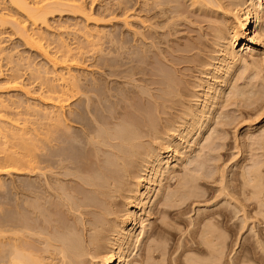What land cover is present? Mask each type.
I'll return each instance as SVG.
<instances>
[{
  "label": "rangeland",
  "instance_id": "rangeland-1",
  "mask_svg": "<svg viewBox=\"0 0 264 264\" xmlns=\"http://www.w3.org/2000/svg\"><path fill=\"white\" fill-rule=\"evenodd\" d=\"M170 1H174L172 2V4H170V8L168 6L163 8L162 6L155 8L151 0H93V2H91V0H85V6L88 11L87 15L90 13L92 14L90 18L96 21L95 25L97 26L93 25L94 22L90 20L85 22L78 14L73 15L71 13H64L65 15H62L63 13H54L53 16H47L48 18L45 25L36 27L38 29L36 30V32L42 33L43 35H45V37H47V39H49H42L41 43L46 46L50 42V44L48 45V50L50 52H55L54 50L56 47L54 46L55 44L57 45V39H61L64 43L68 44L70 48L81 46L82 48L79 49V54H74L78 58V60L80 59V62L77 64V67H71V73L75 74L76 72V75L79 74L83 77L86 76V79H88V81H92L91 83L93 87L96 89L98 88L97 90H100L101 88H103V86L105 87L106 84H110V88H112V86L115 88V85L119 83L116 88L118 89L120 87L119 90H115L114 92L109 91L111 94H113V96H115L114 94H116V92V95H119V93L121 94L120 89H123L121 87H125L123 84L124 82L120 84L121 79L116 80L115 78V80H112L113 78L110 77H105L104 81L102 76H97L99 74H97L98 71L96 72V70L100 69L99 65L102 64H111L110 66L112 67L113 63L107 62L110 59V61L114 59L115 61L118 60L116 61V64L118 62L120 63L118 64L119 68H132V65H134V63L137 67L141 66L139 62L141 56V54H139V50L143 48L141 43L143 40L142 34H145L146 32L147 33L145 35L149 34V42L152 48L150 55L154 60V64L152 65V67L155 70L162 68V70L165 72L166 69H168V67L164 65L162 66V64L158 61L159 58H157L154 53H158L159 50L156 51L155 47L156 49L158 48L160 50H167L164 43L167 41H175L177 42V45L175 44V42H173L171 48L176 45L175 48H181L185 51L188 50V53H186L187 57H185L186 61L183 60V62H185L179 66L181 68L183 67L182 69H184L182 70L180 68V74L177 72L174 77L172 75V72H170V69L166 71L170 76L174 77L175 80L178 79L176 81H179V83L181 82L180 88H182L183 86V89L180 90V93L177 94V97H179H176L177 104L174 103V106H171L172 109L166 110L170 111L166 113L167 115H161L163 119L160 116L150 117L149 122L151 126H148L146 128H143L141 125H139L140 120L137 117H132L130 119L131 122L133 121V125H138V130L140 132H137V129L136 131H134L136 134L138 133L137 135H135L139 140H136V142L134 143L135 147L133 146V150L135 152L137 151L138 154L136 155L138 156H136V159L135 156H133V158L131 157L132 160H135L137 162H132L134 163V166L136 165V175L133 174L135 175L133 176V178L135 177L134 179H138L139 181L134 182L133 178L129 179L131 181H128L129 183L127 182V184L125 183V185L128 187L124 188H122V184V187L120 188H122L123 190L120 189L119 192L123 194V192L125 191V193L127 194H123L122 196V194L120 195L119 193V197L129 196L128 192L130 195L134 194L135 184L143 180V178H145L146 176H149L152 164H155L153 162L154 158L152 156H154L156 152L160 153L161 157H164L166 155H169L171 150L175 149L176 147H180L179 149L183 153L182 157H184L182 158V160L180 158L179 161H174L175 163L172 162L170 164V169H168L169 172L167 171V173H165L166 175L161 180V186L159 187L157 193L158 199L156 198L153 203L151 202L152 205L150 206V209H146V212L149 211V214L151 215L146 212L138 213V215L141 214L140 217L144 219L142 220V223H144L143 225L149 226L150 224L149 227L147 226L144 228V231H147L148 234V228H150L154 229L153 231H155V233L153 239L152 237L146 238V232H144V234L142 235L140 234L141 236L138 235L136 244L133 243V245L129 247L128 252H126L127 259L129 261H127L126 264H210V262L214 263V261L216 260L218 264H264V188H261V191L259 188L262 186L264 187L263 43H258L256 45L257 52L255 53V56H257H253L252 59L240 54L242 55V60L239 61L240 63L237 62L235 64L236 66H233L226 78L224 76L221 77V75H219V78V76L216 74V71L223 68L224 65L220 56V50H222L223 46L225 45V43L223 45V42L226 41H221L224 40L222 36L224 35L225 31H227L229 34V32L232 31V28H238V24L234 25L237 22L232 18L234 15L240 16V14L242 15L246 13L252 0ZM234 2L235 5H233ZM253 2H255V0H253ZM261 2H263V0H261ZM143 4H145V6ZM117 5L119 6V9H117ZM233 6L235 10L233 9ZM124 7L127 8L126 11ZM168 10L170 11L168 12ZM176 10H180L181 12L178 13ZM232 10L233 12H230ZM171 11L173 13L175 11L176 15L172 14ZM0 12L7 13L9 18L8 20L10 21L9 23L5 24L4 29H2V31L4 32L3 37L5 44L4 53L9 55L10 60L12 61V64H10V66H14V64L18 65L19 69L16 73L20 75V81L22 82V86L24 87L23 91H27L29 93V95H25L22 91H15L5 88V86L7 85L6 79L11 74V70L10 66L6 65V61L3 60L1 62L2 67L0 76V100H2L9 106V109L3 113V116L5 118L16 121L21 128H24L23 139L28 141V128L36 127L38 129H41L43 126V121H40V118L36 116L37 111L46 110L49 108V106L42 103L39 98L32 97L31 94H35L36 86L31 85L28 87V85H26L28 84L26 70L30 68L46 69L48 70V72H50L49 76L52 78L55 76V73L51 70L49 63L45 60L44 56L39 53L38 49L36 47H29L28 43L25 42L20 34L16 31L14 27V24L16 23H19V26L24 25L28 28V22L25 21L23 14L11 8L8 3L5 2V0H0ZM164 14H166L167 16ZM123 19H125V21H123ZM243 20L244 16L240 17V21L243 22ZM167 21H170V23ZM263 22L261 23V27L263 26L264 28ZM29 28H32V26H29ZM175 31L176 34L174 33ZM100 35L101 37L98 38V36ZM172 37L174 38V40ZM85 39H90L92 43L90 45H87ZM180 39L183 41H180ZM123 41L125 42V44ZM155 41L156 45L154 44ZM51 42L53 43L51 44ZM184 42L187 43L186 47ZM182 43L184 44V47ZM238 44L240 45L242 43ZM238 44L235 45L237 48L236 50L240 48ZM126 54H128V58L131 57V60L135 57V62L134 60H130L129 62L127 57H123L124 55L126 56ZM188 55L190 58L188 57ZM136 58H138L139 60ZM137 60L139 62V65ZM250 60H254L257 64L251 65L250 67L248 65L250 63ZM257 60H260L261 62L259 61L258 63ZM187 62L188 64H186ZM118 65L116 67H118ZM256 66L259 67L260 70ZM113 67H115V63ZM163 67H166V69ZM132 71L136 72V70ZM61 73H64V71H62ZM257 74H259V76ZM136 75H138L137 72L134 76ZM215 75L216 77H214ZM134 76L133 78H131V81L135 79L137 80L133 81V83H129H132V85L134 84L133 87H136L134 89L140 87L139 90L137 89V91L133 89L137 94H139L142 88V83L139 80L140 75L137 76L139 78ZM138 80L140 82H137ZM222 83H226L227 87L230 89H226V87L223 88V92L220 94L221 97H217L216 99L211 100L214 103H210L212 110L210 109L211 113L209 114L210 116H208V120H206V122H203L201 128L202 130H200L202 132H200V134H192V132H190L191 134L189 133L186 138L180 141V137L184 136L183 131L185 133V131L190 130V128L193 127V122L196 120L195 118L201 110L200 108H202L203 106L201 102L206 97L205 93L208 94L207 91H209L210 85H212L211 87H213V85H216L217 88L220 85L219 88H221L223 86ZM130 84L126 86L129 87L131 86ZM156 92L158 93V91ZM239 94H241V96ZM222 95L224 96L222 97ZM102 100L103 102H106V105H104L108 106L113 113L114 108L109 106L110 104L107 103L108 100ZM109 100L114 101V99L112 98ZM136 100L137 98L134 99V103L138 102ZM134 103L133 105L135 106V108H137V106L140 107L139 102L138 104L136 103L137 105ZM76 105L77 102L75 101L68 107V109L71 111L75 110ZM30 108H35V110L32 111ZM189 112L191 113V116ZM129 118L130 117H128L127 121H124V123L130 122ZM29 122H31V124H29ZM32 122H37L38 125H32ZM124 123H122V125ZM125 124L127 125L128 123ZM129 124L131 125V123ZM70 125L76 127L75 129L79 127L77 124L73 123H71ZM114 126L115 124L109 127L112 129V127L114 128ZM118 126L119 125H116L115 128H118ZM105 127L102 126L100 128L103 130ZM140 127H142V132L140 131ZM5 128L8 129L9 126L5 125ZM72 130L74 129H71V131ZM13 142L15 141H11V138H9L8 136L3 137V135L0 134V162L9 151H14L16 156L18 157L24 155L25 152L22 150L21 146H14L12 145ZM175 142L177 143V146L174 145ZM103 149H108V151L110 150L109 148L105 147ZM103 149L101 150L104 151ZM106 150L104 152L105 156L103 155V157L110 158V160L115 161V157L111 156L110 154L106 156L107 153H110V151L106 153ZM111 151L114 152L113 150ZM99 152L98 154L100 155ZM100 157L102 158V152ZM259 166H262V169ZM255 174L256 176L254 177ZM257 174L260 177H258ZM192 175L195 176L193 177ZM28 176V168L17 170V172L14 174H0V249H5L3 250L4 254L12 252V248H15L16 245H19L22 250H20L21 253L28 257ZM256 178L257 181L255 180ZM193 179H195L194 182ZM250 179H252V181ZM259 179L261 181H258ZM181 183L184 184L182 185ZM132 184L134 186H132ZM166 185H168V187ZM180 186L183 187L181 188ZM125 188H127L126 190H129L128 188H131L133 190H130L133 192H126ZM184 188L186 189L184 190ZM178 189H180L181 191ZM182 189L184 191H182ZM167 190H169L170 192L172 191L176 196H174L175 199L173 198V202L175 204L172 202L175 207L173 205V207H170V209L164 208L167 211L168 215H160L159 212H157V209L163 208L160 203L162 197L167 193ZM258 191H260V193H258ZM256 193H258L259 195ZM119 197H115L117 203H114H116L117 206L113 204L110 208L113 214L112 216L110 215L107 217L109 219L108 222L110 221L111 224H106L107 226L111 227L116 224V227L118 223L120 224L121 222L126 220L125 215L127 214L126 212L129 211L128 209H133L128 205L129 201L127 199L123 198V201L121 197L120 201ZM176 198L180 201H177ZM115 200L113 198V201ZM126 201L127 203H125ZM177 202L179 203L178 205L176 204ZM185 204L186 206H183ZM153 206L155 207V210L153 209ZM184 207H186V209ZM181 210H183L184 212ZM76 214L77 213H74V216L75 218L78 216L76 220L79 221V217L81 218V216H79V214ZM146 214L147 216H145ZM93 216L90 217L93 219L95 217H98L96 215L94 217ZM110 217H113L116 220H113ZM211 219L215 220L212 221ZM213 224H216V227ZM212 225L213 228L210 230V226ZM107 226L105 227L107 228L108 234L105 233V240H108L109 245L113 246L112 243L114 242L112 238H114V236L116 235L115 233H117L114 231L116 230V228L113 226L112 230L109 229V232L108 228L110 227ZM85 232V235L91 233V231ZM216 232V236L220 237V242L223 241L220 243L221 246L219 245V243H213V238H210L215 237L213 234ZM148 240H152V243L154 242L158 247L164 248L165 254H160L159 250H155L156 252L152 251L153 249L148 250V248L145 247L148 244H151V242ZM184 240L187 241L186 244ZM209 240H211V243L209 242ZM106 243H103L104 245L102 244L104 248L102 247L100 250H98L99 252H97V254H94L96 256L99 255L98 257H94V255H92L91 253H85L81 257L82 261L80 262V264H101V262L104 261L107 257L106 255H104V253H107L110 248H114L110 247ZM183 243L188 248H185ZM213 244L214 248H216L215 246L218 245L219 248L216 249L221 250L222 253L221 251H217L219 253L218 254L214 249L213 253L215 252V254H211L213 249H211V247L213 246ZM7 245H9L10 247ZM108 246L109 248H107ZM158 253L160 256H157ZM209 254L211 255V258ZM216 254L217 256H215ZM44 255L45 257H47L46 254ZM212 255L217 257V259L215 260L214 256ZM55 256L57 255L55 254ZM55 256L53 255L51 256V258H47L49 259L47 260V264H61V260L59 259V257L58 259L60 260V262L58 259H54ZM102 256L106 257L103 258ZM52 257L54 260H51ZM241 258L242 261H240ZM210 259L212 260L210 261ZM7 263L8 259H0V264Z\"/></svg>",
  "mask_w": 264,
  "mask_h": 264
},
{
  "label": "bare ground",
  "instance_id": "bare-ground-1",
  "mask_svg": "<svg viewBox=\"0 0 264 264\" xmlns=\"http://www.w3.org/2000/svg\"><path fill=\"white\" fill-rule=\"evenodd\" d=\"M5 2H7L8 5L11 8H13L15 11H18L23 14L25 21L28 22V28L24 25L19 26V23H16L14 24L16 31L20 34V36L24 39V41L28 43L29 47H36L38 49L39 53H41L44 56L45 60L49 63V66L51 67V70L55 73V76L53 78L50 77L49 76L50 72L42 68H38V69L30 68L26 70L27 80H28L27 82L28 84L26 85H28V87L31 85L36 86L35 94H31L32 97L39 98V100L42 103L49 106V108L46 110H43V111L38 110L37 113L35 112L36 116L40 118V121L41 120L43 121L42 122L43 126L41 129H38L36 127L35 128L29 127L28 128V141L23 139V129L24 128H21L16 121L9 119V118H5L3 116V113L9 109V106L6 103H4L2 100H0V134H2L3 137L8 136L9 138H11V141H15L12 143V145L21 146L22 150L25 152L24 155H21L18 157L16 156L14 151H9L2 158L0 162V174H7V175L14 174L17 172V170L28 168V175H29L28 176V179H29L28 180V228H27L28 229V257L22 254L21 253L22 250L20 246L18 245L19 246L18 247L16 245L15 248H12L13 249L12 252H9L10 250L8 251L9 252L8 254L3 253V250L5 249H2V250L0 249V259L1 260L4 258L8 259L7 264H45V260L47 264V260H49L47 258H51V256L53 255L55 256L56 254L57 256L55 257L57 258L54 257V259H58L59 257V259L61 260V264H80V262L82 261L81 257L85 253L86 254L91 253L92 255L97 254V252H99L98 250H100L103 247L104 245L103 243H106L108 241V240L107 241L105 240L106 238L105 233L108 234L107 228L105 226L111 225L110 221L108 222L109 219L107 218L108 216L110 215L112 216L113 214L110 208L112 207L113 204L117 206L115 197L116 198L119 197V193H120L119 190L124 187H128L125 185V183L127 184L128 181H131L129 179H132L133 176L136 175L135 174L136 165L135 166L133 165L136 161L132 160V158L133 156H135V159H136V156H138L136 155L138 154L137 151L135 152L133 150V146L136 140H139L138 137L136 136L138 133L136 134L134 132L136 131V129L138 130L139 127L138 125L137 126L133 125V121L131 122L130 119L132 117L134 118L137 117L140 120L139 125H141L143 128H146L148 126H151L149 122L150 117H153V116L161 117V115H164V114L167 115L166 113L170 111H166V110L172 109L171 106L174 103L177 104L176 97H177V94L180 93V90L183 89V86L182 88H180L181 82L179 83V81H176L178 79L175 80L174 77L177 72L180 74L181 67L179 66L186 61L185 57H187L186 53H188L187 52L188 50L185 51L181 48L180 49L175 48L177 45L176 44L177 42L175 41L173 42H175L176 45L173 44L174 47L172 48H171V45L173 42L167 41L164 43L167 50H164V49L160 50L158 48L156 49L155 47L156 51L159 50L158 53L156 52L154 53L156 57L160 59V60L158 59V61L162 64V66L164 65L168 67V69H166V67H163V68H165L166 71L170 69L171 70L170 72H172V75L174 77L170 76L168 72L166 71L165 73L162 70V68H160L162 71L160 69L155 70L152 67V65L154 64V60L152 56L150 55L152 48L149 42V34L145 35L147 33L145 31L146 33L142 34L143 40L141 42L143 48L139 50L140 52L139 54H141L140 61H139L141 66L137 67L136 64L134 63L135 67L134 65H132L133 67L130 66L132 68H119L118 64L120 63L118 62L116 64V61L118 60L115 61V59L113 58L114 60L110 61L111 60L110 59L107 62H110V63L112 62L113 66L115 63V67L113 66L111 67L110 63H109L110 65L102 64V65H99L100 69L96 70V72L98 71L97 74H99L97 76H102L103 80L105 79V77H110V78H113L112 80H115V78L116 80L121 79L120 84L124 82L123 84L125 87H121L123 89H120L121 91V94L119 93L120 96L116 95L117 92L116 94H114L115 96H113V94H111L110 92L119 90L120 87L116 89L117 85L119 84L118 82H117L118 84L115 85L116 86L115 88L113 86L112 88H110L109 87L110 84H106V85L103 84L105 85V87L103 86V88H101L100 90H97L98 88L97 89L94 88L91 83L92 81L91 82L88 81V79H86V76L85 77H83L82 75L80 76L78 73H77L78 75H76V72L75 74L71 73L72 71L71 67H77V64L80 62V59L78 60V58L74 54L75 53L79 54L80 52L79 49L82 48L81 46L70 48L68 44L64 43L61 39H57L56 41L57 45L55 44L54 46L56 47L54 50L55 52H50L48 50V45L50 44V42L46 46H44V44L41 43L42 39H45V38H46L45 40H49V39H47V37H45V35H43L42 33L36 32V30H38L36 27L45 25V23L47 22V18H48L47 16H50V15L53 16L54 13H59V14L63 13L62 15H65L64 13H71L73 15L78 14L81 16V18L85 22L90 20L94 22L93 25H95L96 21L90 18L92 14L90 13L87 15L88 11L85 6V0H5ZM91 2H93V0H91ZM151 2L155 6V8H158L160 6H162V8L167 7V6L170 8L171 7L170 4H172V2L174 1L171 2L170 0H151ZM143 5L145 6V4ZM233 5H235V2ZM117 9H119V6ZM233 9H234V6H233ZM263 9H264V0L263 2H261V0H255V2H253L252 0L248 10L247 11L245 10L246 13L242 15L240 14V16H236L234 14H233L234 16L231 15L233 16L232 19H234L237 22L234 25L238 24V28L236 29L233 26L236 30L232 28V31L229 32V34L227 31H225L224 35L222 36L224 40H221V41H226V42H223V45L224 43L225 45L223 46L222 50H220L221 51L220 56L223 61L222 63H224V65H223V68H221L220 70H217L218 68L216 69L217 70L216 74L218 76L221 75V77L224 76L226 78V76L229 75V72L231 71L233 66L237 62L242 60V57H241L242 55L252 59L253 56H255V53L257 52L256 45L258 43H263L264 45V28L263 26L261 27V23L264 21ZM120 10H121V7H120ZM126 10L127 8H125V11ZM145 10H146V7H145ZM169 11L170 10H168V12ZM176 11L178 13L181 12L180 10L179 11L176 10ZM230 12H233V10ZM171 13L175 14L176 12L174 11L173 13L171 11ZM242 16H244L243 22H241L242 20L240 21V17ZM8 19L9 18H8L7 13L0 12V76H1V67H2L1 62L5 60L6 65L10 66V64H12V61L10 60L9 55L4 53L5 52V47H4L5 44H4V37H3L4 32L2 31V29H4V25L10 22ZM123 21H125V19H123ZM170 21H167V22L170 23ZM29 26H32V28H29ZM174 33L176 34V31ZM100 37L101 35L98 36V38ZM180 41H183V40L180 39ZM85 42L87 45H90L92 43L90 39H85ZM52 43L53 42H51V44ZM238 43H242V44L239 45ZM154 44L156 45V41ZM237 44L240 46L238 50H236L237 48L235 46ZM186 45L187 43H185V47ZM183 47H184V44H183ZM191 47H192V43H191ZM199 47H200V44H199ZM72 51H76V52H72ZM183 54L186 56H184ZM127 55L128 54H126V56L124 55L123 57L128 58ZM134 58L132 60H134ZM128 60L130 62L131 57L128 58ZM183 60L185 61L183 62ZM255 61L250 60V63L248 62L249 63L248 65L251 67V65L257 64ZM139 62H138V65H139ZM186 64H188V62ZM117 65L118 67H116ZM257 68L259 69V67ZM18 69H19L18 65L14 64V66L13 65L10 66L11 74L6 79L7 85L5 86V88L10 89V90H15V91L17 90L22 91L25 95H29L27 91H23L24 87L22 86L23 84L20 81V75L16 73ZM75 69H78V68H75ZM132 70H136L137 74L140 75L139 80L142 83V88L139 94H137L136 91L137 89L139 90L140 87L137 89H134L136 87H133L134 84L132 85L133 81L137 80L135 79L131 81V78H133V76L136 73L135 71H132ZM62 71H64V73H61ZM131 71L135 73H132ZM138 75L134 77H137ZM257 75L259 76V74ZM214 77H216V75ZM139 80L137 82H140ZM129 82H132V83L130 84ZM128 84H130L131 86L127 87L126 85ZM211 86L212 85H210L209 91L206 90L208 92V94L205 93L206 97L204 99L202 98L203 101L201 100L202 101L201 103L203 106L202 108H200L201 110L199 111L198 115L196 114L197 117L195 118L196 120L193 122V127L190 128V130L185 131V133L183 131L184 136L183 137L181 136L182 138L180 137V141L186 138V136L190 132H192V134H200V132H202L200 130H202L201 128H202L203 122H206V120H208V116H210L209 114L211 113L210 111L212 110V107L210 104L212 102L211 100H214L217 97L220 98L221 97L220 94L223 92V88L225 87L226 89L228 88L226 83H224L223 86L221 85L222 86L221 88H219L220 85L218 88L216 87V85L215 86L213 85V87ZM217 86H218V83H217ZM133 89L136 91H134ZM156 91H158V93ZM239 95L241 96V94ZM110 96L112 99H114V101L109 100L111 99ZM223 96L224 95H222V97ZM135 97L137 98L136 101L140 103L139 105L140 107L137 106V108H135V106L133 105L134 99H136ZM102 99L108 100L107 103L110 104L109 106L114 108V109L112 108L114 110L113 113H112V110L108 106H105L106 102L104 101L105 102L104 103ZM75 101L77 102L76 109L72 111L69 110L68 107ZM138 102L136 103L138 104ZM199 106H198V109H199ZM31 110L33 111L35 110V108ZM190 116H191V113H190ZM128 117H130L129 118L130 122H125V123H128L126 125L124 121H127ZM161 118L163 119V117ZM71 123L77 124L79 127L75 129L76 127L70 125ZM122 123H124L126 126L124 124L123 126ZM129 123H131V125ZM29 124H31V122H29ZM36 124L38 125L37 122H32V125H36ZM111 124L112 125L115 124V126L116 125H119V126L118 128L117 127L115 128L114 126V128L112 127L111 129L110 128L112 126ZM5 125H8L9 128L6 129ZM102 126L103 127L110 126V127L109 128L105 127L107 129L104 128L102 130L100 128ZM142 127H140L141 128L140 131L142 130ZM71 129H74V130L71 131ZM137 132H139V130ZM176 144L177 143L175 142L174 145ZM167 146H170V145H167ZM104 147L110 149L109 150L110 153H107L109 151L108 149L107 150L105 149L107 153L106 156L110 154L111 156L115 157V161L110 160V158L103 157V155L105 156V153H104L105 150L103 149ZM179 148L180 147L178 148L176 147L175 149L171 150L170 154L168 151L169 155H166V156L163 155L164 157H161V154L156 152V154L152 156L154 158L153 162L155 164L154 165L152 164L149 176H146L145 178L142 177L143 180L140 179L141 181L135 184V188H134L135 193L130 195L128 192L129 196H125V197H122L123 194H127L125 193V191L123 192V194L120 193V195L122 194L121 196L122 199L123 198L127 199L129 201L128 205L132 207L133 209L131 210L128 209L129 211L126 212L127 214L125 215L126 216L125 221L121 222L120 224L118 223L116 227H115L116 224L114 225L112 224L116 228V230L113 229L115 232H117L115 233L116 237L114 236V238H112L114 242L112 243L113 246L109 245V241L106 244L114 248H110V250H108L107 253H104V255H106L107 257L102 256L103 258L106 257V259L102 261L101 264H126L128 261L126 252H128L129 247H131L133 243L136 244L138 235L140 234L142 235L144 234V232H146L147 236L145 237L146 238L152 237L153 239L154 233H155V231H153L154 229L148 228L149 232L147 234V231H144L145 230L144 228L147 227L148 225L147 226L143 225L144 223H142V220L144 219L140 217L141 214L138 215V213L140 212L145 213L146 209L151 208L150 207L152 205L151 202L153 203L154 200L157 198L158 189L161 186V180L166 175L165 173H167L168 169H170L169 168L170 164L172 162L175 163L179 161L180 158L182 160V158L184 157V156L182 157L183 153L180 151ZM101 149H103L104 151H102ZM111 150H113L114 152H112ZM98 152L100 153V155L102 152V158L100 157ZM133 161L134 163H132ZM256 172H257V169H256ZM255 176L256 174L254 175V177ZM258 177L260 176L258 175ZM134 178H133L134 182L139 181L138 179L135 180ZM257 178L255 179L256 181H257ZM194 180L195 179H193V182ZM250 180L252 181V179ZM258 181H261V180L259 179ZM122 184H123V187L121 186ZM133 184L132 186H134ZM166 186L168 187V185ZM259 188L261 191V188L263 189L264 187L262 186ZM126 189L127 188H125V190ZM128 189L129 190H126V192L127 191L133 192L131 191L133 189L131 188H128ZM185 189L186 188H184V190ZM184 190L182 189V191ZM260 191H258V193H260ZM174 196L175 194H173L172 191L170 192L169 190H167V193L162 197V200L160 203V205L163 208L157 209V212H159L160 215H168L167 211L164 208L170 209V207H173V205L175 204L173 202V200L175 199ZM121 197H119V199ZM113 198L115 201H113ZM172 202L174 204H172ZM183 202H184V199H183ZM125 203H127V201ZM176 204L178 205L179 203L177 202ZM183 206H186V204ZM154 208L155 207L153 206V209ZM184 208L186 209V207ZM74 213H77L79 214V216H81V218L79 217V221L76 220L78 216L75 218ZM146 213L149 214V211ZM150 213H153V212H150ZM93 215L94 216L96 215L98 217H95L93 219L90 217ZM145 216H147V214ZM111 219L114 220L115 218L112 217ZM214 220L215 219H213L212 221ZM213 225L216 227V224H213ZM213 225L210 226L211 227L210 230L213 228ZM113 226L111 227L107 226V227H110L108 228V231L109 229L112 230ZM85 231L87 232L91 231V233H89L88 235H85L86 233ZM216 234L217 232L213 234L215 237H210V238L214 239V240L212 239L213 243L215 244L219 243V245L221 246L220 243L223 241L220 242V239H219L220 237L216 236ZM211 236H212V233H211ZM184 241L186 244L187 241L186 240ZM209 242L211 243V240H209ZM109 246L107 248H109ZM217 246L218 245H216L215 247L219 248V246L218 247ZM145 247H147L148 250H151V249H153L152 251L159 250L160 254H165L164 248L158 247L154 242L153 243L151 242V244H148ZM185 248H188V247L185 246ZM216 248H214V244H213V246L211 247L212 253L211 252L210 253L215 254V252L213 253L214 249L216 250V253H218L217 251H221L219 249L217 250ZM159 253L157 254V256H160ZM44 254H46L47 257H45ZM98 256L99 255L97 256L94 255V257H98ZM215 256H217V254ZM215 256H214V259L216 260L217 257ZM210 258H211V255H210ZM54 259L52 257L51 260H54ZM211 260L212 259H210V261ZM218 260H219V255H218ZM240 261H242V258ZM195 263H198V262H195ZM210 264H218V262L216 260L214 261V263L210 262Z\"/></svg>",
  "mask_w": 264,
  "mask_h": 264
}]
</instances>
